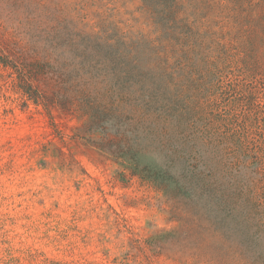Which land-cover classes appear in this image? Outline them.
I'll use <instances>...</instances> for the list:
<instances>
[{"label":"trees","instance_id":"obj_1","mask_svg":"<svg viewBox=\"0 0 264 264\" xmlns=\"http://www.w3.org/2000/svg\"><path fill=\"white\" fill-rule=\"evenodd\" d=\"M101 1L0 0V65L165 195L159 256L264 264V0H139L128 28Z\"/></svg>","mask_w":264,"mask_h":264},{"label":"rangeland","instance_id":"obj_2","mask_svg":"<svg viewBox=\"0 0 264 264\" xmlns=\"http://www.w3.org/2000/svg\"><path fill=\"white\" fill-rule=\"evenodd\" d=\"M140 6L98 7L128 28ZM99 136L28 101L0 65V264H179L159 256L158 237L179 226L168 199L99 150Z\"/></svg>","mask_w":264,"mask_h":264}]
</instances>
